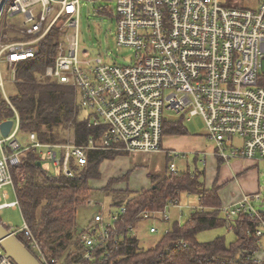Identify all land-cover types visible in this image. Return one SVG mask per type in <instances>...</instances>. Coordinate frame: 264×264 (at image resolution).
<instances>
[{"label": "built area", "instance_id": "2783aa9c", "mask_svg": "<svg viewBox=\"0 0 264 264\" xmlns=\"http://www.w3.org/2000/svg\"><path fill=\"white\" fill-rule=\"evenodd\" d=\"M82 1L92 3L99 15L115 17L117 48L133 51L130 64L90 60L88 54L80 58ZM54 31L57 56L42 79L75 89L87 127L95 131L82 145L76 135L66 144L43 143L35 133L24 139L20 114L6 94L7 86L18 82L19 66L35 59ZM0 95V104L13 115L0 121V126L13 122L8 137L0 130V191L11 185L16 194L15 179L25 181L23 158L29 150L68 178L74 168L88 164L89 152L158 154L175 116L182 121L201 116L221 161L264 165V0H0ZM169 172L179 173L173 165ZM3 198L8 194L0 193V214L20 208L18 200ZM262 200L260 193L250 194L222 210L230 221L241 214L255 216L254 235L262 239L264 220L257 210ZM88 204H93L90 199ZM99 206L101 212L80 237L83 262L109 243L126 212L125 207L107 211ZM167 209L146 211L143 219L169 222ZM5 227L16 237L25 234L42 264H56L45 260L26 224ZM149 230L158 232L155 225ZM128 231L136 236L135 226ZM0 264H15L1 246Z\"/></svg>", "mask_w": 264, "mask_h": 264}, {"label": "trees", "instance_id": "16d2710c", "mask_svg": "<svg viewBox=\"0 0 264 264\" xmlns=\"http://www.w3.org/2000/svg\"><path fill=\"white\" fill-rule=\"evenodd\" d=\"M55 35V31L50 33L35 59L19 66L17 92L11 100L20 114L23 137L35 133L43 143L66 144L69 130L71 136L76 135V143L82 145L95 131L87 127L86 113L80 109L75 89L39 77L55 62ZM12 117L8 106L0 104V121ZM164 135L185 136L188 132L182 122L174 121L165 127ZM166 154L167 173L150 174V188L130 192L113 189L115 182L128 180L129 175H124L110 180L102 190L105 195L116 194L110 209L125 207L126 212L111 231L109 243L94 251L92 260L83 262L86 250L81 247L80 237L92 223L86 230L77 231V210L97 193L92 184L100 180L103 162L119 156L115 152H89L88 164L82 169L74 168L75 175L68 178L59 169L52 168V174L38 153L27 151L23 158L26 177L24 182L15 179L16 196L22 218L45 260L56 264H264L256 257L261 249V239L254 235L258 229L256 217L241 214L228 220L219 188L205 184L206 170L196 168L172 174L169 167L174 158L169 152ZM196 156L197 163L200 155ZM184 195H195L199 206L184 225L173 224L154 247L144 249L137 237L129 234L128 228L143 221L146 211L174 207ZM261 215L264 220V212ZM221 228L233 234L231 242L225 236L206 242L198 240L201 233ZM123 232L124 238L118 240ZM17 238L38 260L44 261L25 234L19 233Z\"/></svg>", "mask_w": 264, "mask_h": 264}, {"label": "rangeland", "instance_id": "374dc122", "mask_svg": "<svg viewBox=\"0 0 264 264\" xmlns=\"http://www.w3.org/2000/svg\"><path fill=\"white\" fill-rule=\"evenodd\" d=\"M111 9H114V3L109 2L108 4ZM81 17H80V26H79V33H80V46H79V53L80 58L85 56V54H88V58L90 60H96L97 58L103 59L104 62L109 63H117L118 65L126 66L130 64V57L133 56V51L126 49V50H119L117 48L116 44V38H115V32H116V21L115 17L110 15H99L96 10H94V7L92 3L82 1L81 4ZM45 74V73H44ZM44 75H39L40 79L43 78ZM18 77V75H17ZM17 92L16 85H8L6 88V94L11 97L15 95ZM0 102H3L2 97L0 95ZM174 114L172 115V117ZM175 122H182L184 127L186 128L188 135L190 137H195L196 139H199V144H196L198 149L196 150H202L205 147H210L214 144V142L208 138H206L207 135V128L206 124L204 123V120L201 118V116H193L188 120H181L180 117L175 116ZM72 135V132L68 130L67 136L68 140L70 139ZM27 136H24V139H26ZM175 135L173 137L168 136L167 138H164V148L165 150L169 148V142L173 140ZM191 148V147H190ZM195 149V148H194ZM171 151H176L178 154H180V157H175L171 165L175 166V168L178 170V172H187L189 170L195 171L196 168L200 169L201 171L206 170V173H208L205 166L202 164L203 157L200 155L199 161L196 163V154L194 152L189 153L188 150L184 148H180L178 145H174V147L171 146L169 149ZM132 154L131 156H133ZM130 156V155H129ZM125 154L120 155L119 157H129ZM127 159V158H126ZM108 161H114V164H104V167H107L109 165L111 167V170L109 171L110 175H114L117 178H121V172L123 171L126 175H129L128 180L115 182L113 184V189L117 190H123V191H140L142 189H145L150 185V181L147 175L146 168H150V171H153L157 174H165L167 173L166 170V158L164 155L159 154L155 159H151L149 161H144V165H141L140 167L130 168L129 170H125L124 168H119L120 164H125L124 160L120 158H115L114 160H108ZM129 162V160H128ZM209 162V160H208ZM170 165V166H171ZM45 166L50 170L52 174L53 169L51 166L45 163ZM260 171L256 173V176H258L260 185L262 186V192L261 197H263V200L261 203L257 204V210L259 212H264V165L262 163L259 164ZM101 169V166H100ZM129 171V172H127ZM101 172V170H100ZM131 172V173H130ZM130 173V174H129ZM211 175V174H209ZM121 176V177H120ZM208 176V174H207ZM102 172H101V178H102ZM100 178V179H101ZM112 180V179H110ZM110 180L107 182V185L109 184ZM100 181V180H99ZM98 182V181H97ZM206 182V179H205ZM106 182L100 181L99 183H93L92 186L95 187V190L97 193H94L91 197V202L93 204L85 205L83 207L78 208L77 210V224H76V230L81 232L86 230V227H88L91 223H93V215L96 213H100L102 208L99 206L100 204L106 205V210L109 211L110 206L113 202V200L116 198V194H109L105 195L102 190L105 187L104 186ZM111 186V187H112ZM100 187V188H99ZM115 187V188H114ZM1 195L8 194V198L4 199L3 202L10 203L17 200V196L12 188V186L4 187L0 191ZM181 202L178 205H175V207H169L167 209V215L170 217V221H153L154 219H146L144 221H140L135 225V231L137 235V239L140 242V246H142L144 249H148L151 247H154L157 242L161 240V237L166 233V230H170L173 224L176 222L180 223L181 225H184L191 217L192 211L199 206V199L195 195H184L181 198ZM0 220H2L3 224L6 225L9 228L14 229H21L25 226V220L22 218V213L20 208L18 209H6L0 214ZM152 225H155L158 232L157 233H151L149 230ZM225 236L226 240L228 242H231L233 240V234L229 233L226 228L216 229V230H209L204 233H201L198 236V240L200 242H206L211 241L215 238ZM264 237L260 240V244L262 242L263 244ZM261 246V245H260Z\"/></svg>", "mask_w": 264, "mask_h": 264}, {"label": "crops", "instance_id": "0c3cea01", "mask_svg": "<svg viewBox=\"0 0 264 264\" xmlns=\"http://www.w3.org/2000/svg\"><path fill=\"white\" fill-rule=\"evenodd\" d=\"M167 137L168 136H166L165 138ZM175 137L176 138H174L173 140L169 142L170 143L169 148L166 150L164 148V150L162 152H159L158 154H151V155L136 154L133 156L130 155L129 157H118L124 160V163H125V164H120L119 168L121 169L124 168L125 170H129L133 166L134 168L136 167L138 168L141 165H144V161L155 159V157H157L159 154H162L165 156L166 158L165 164L167 166L166 151L173 152L169 150L171 146L174 147V145H178L180 148H184L188 150L189 153L194 152V154L201 155L203 157L202 164L206 167L208 171L205 177L206 179L205 184L209 188H212V187L219 188L220 190L219 195H220V198L222 199L223 207L234 206L235 204L239 203L243 199V197L248 196L250 194H255V193L261 194L262 192V186L260 185L261 182H259L258 176H256V173L260 171V167H259L260 163H255L253 161H242V160H234L229 163H225L223 161L221 162V160L218 159L216 155L214 154L213 145L210 147H205L202 150H196L199 147L197 148V146L195 145L199 144L200 146V143L198 142L199 139H196L195 137L194 138L190 137L189 135L175 136ZM104 164L111 165V164H114V161L106 160L101 165L100 170L102 172L103 177L100 179V181L106 182V184L101 187H105L107 185V182L110 179L117 178L116 176L114 177V175L112 176V174L111 175L109 174L111 167L109 165H107V167H104L105 166ZM144 167L146 166L144 165ZM145 170L147 171L148 176L150 174H157V173H154L153 171H150V168H146ZM120 172H121V176L125 175V173H123L122 170H120ZM100 181L98 182L96 181L95 183H99ZM151 186L152 185H148L147 188H150ZM135 237H137V235ZM256 257L259 259V261H264V240H263V244L261 242V249L257 253Z\"/></svg>", "mask_w": 264, "mask_h": 264}, {"label": "water", "instance_id": "95a60500", "mask_svg": "<svg viewBox=\"0 0 264 264\" xmlns=\"http://www.w3.org/2000/svg\"><path fill=\"white\" fill-rule=\"evenodd\" d=\"M13 122L8 121L0 126L3 136L8 137ZM0 246L5 251V257L15 264H42L34 254L19 241V239L0 221Z\"/></svg>", "mask_w": 264, "mask_h": 264}]
</instances>
